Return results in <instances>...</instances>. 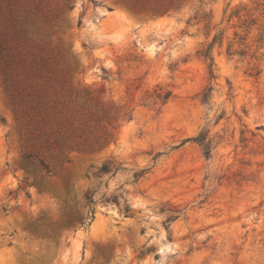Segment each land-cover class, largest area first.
Wrapping results in <instances>:
<instances>
[{"label": "rangeland", "instance_id": "rangeland-1", "mask_svg": "<svg viewBox=\"0 0 264 264\" xmlns=\"http://www.w3.org/2000/svg\"><path fill=\"white\" fill-rule=\"evenodd\" d=\"M0 264H264V0H0Z\"/></svg>", "mask_w": 264, "mask_h": 264}, {"label": "bare ground", "instance_id": "bare-ground-1", "mask_svg": "<svg viewBox=\"0 0 264 264\" xmlns=\"http://www.w3.org/2000/svg\"><path fill=\"white\" fill-rule=\"evenodd\" d=\"M103 225L102 223H98L95 228H94V231H103Z\"/></svg>", "mask_w": 264, "mask_h": 264}, {"label": "trees", "instance_id": "trees-1", "mask_svg": "<svg viewBox=\"0 0 264 264\" xmlns=\"http://www.w3.org/2000/svg\"><path fill=\"white\" fill-rule=\"evenodd\" d=\"M197 141H198L199 143L201 142L200 139H198ZM206 153H208V152H206ZM44 168L46 169L47 172L49 171L48 168H47L46 166H44Z\"/></svg>", "mask_w": 264, "mask_h": 264}]
</instances>
